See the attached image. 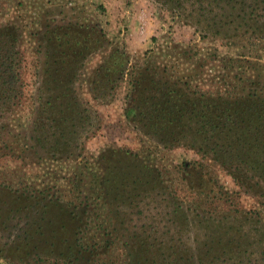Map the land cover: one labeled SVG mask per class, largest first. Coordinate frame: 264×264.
<instances>
[{
  "label": "rangeland",
  "instance_id": "obj_1",
  "mask_svg": "<svg viewBox=\"0 0 264 264\" xmlns=\"http://www.w3.org/2000/svg\"><path fill=\"white\" fill-rule=\"evenodd\" d=\"M248 6L261 19L264 5ZM216 13L194 0H0V24L23 29L25 53L23 95L0 91V264H264V172L239 154L248 141L264 150V127L246 137L222 111L264 104V40L215 35ZM49 25L94 46L60 118L39 100L35 41ZM113 54L114 89L100 97L93 81ZM162 99L190 109L183 140L142 128ZM72 117L82 133L59 136L53 118ZM46 131L61 144L38 142ZM220 233L223 247L203 251Z\"/></svg>",
  "mask_w": 264,
  "mask_h": 264
},
{
  "label": "trees",
  "instance_id": "obj_2",
  "mask_svg": "<svg viewBox=\"0 0 264 264\" xmlns=\"http://www.w3.org/2000/svg\"><path fill=\"white\" fill-rule=\"evenodd\" d=\"M248 5L260 7L264 5V0H194V6L200 11L206 12L209 9L211 11L214 9L217 10L215 15L216 22L211 25L213 31L215 30L214 28H217V31L214 33L215 35L219 30L228 27V36L232 34V37L235 38L240 30H243L244 34H251L254 31L256 36H252L264 40V13L261 15V19L249 21L246 14ZM46 29L48 30L47 34L49 36L39 37L35 41L39 45L38 49L41 52L39 53L42 58L45 57L46 59L44 61L46 67L45 78H42L43 84L38 89L40 91L39 100L42 101L43 106L48 110L50 116L55 114L57 118H60L62 116L60 106L66 105L69 108V105L64 102L70 98V94L76 93L74 84L77 81L78 72L81 70L80 68L84 65L86 57L91 53L94 46L85 39L73 37L72 34L76 28L63 29L62 27H57V25H49ZM23 35V29L15 23L0 24V91L8 92L6 95L7 99H4V101H12L21 98L23 95L21 89L24 84L22 69L25 61V53L21 40L23 39ZM119 69L120 64L117 62L116 54L110 56L108 60L100 65L95 76L96 78L100 77V80L93 81V84L100 85L98 90L94 88V91L101 92L100 97L108 94L107 91L101 90L108 89L113 85L114 82L111 79V75L118 73ZM113 89L114 86L110 88L109 92H112ZM96 98L98 97L96 96ZM164 102L168 103L165 99H162L158 103L155 102L154 105L156 106L153 114H151L150 118L144 119L142 128H145L148 134H152L160 143L168 144L169 141L183 140L184 131H189L194 128L192 119L187 118L190 109L185 105L176 106L174 104L166 108ZM254 102L255 104L251 107L249 106L250 104H242L230 110L222 109L223 112L229 114L228 116H232L230 118L231 121L227 122L224 126H228L231 131L237 132L240 130L239 126H242V131L246 137H248L257 122H260L258 126L263 128L264 104L261 99H257ZM168 114L169 116H167ZM57 118H53V123L57 125V128H55L56 131L62 129L59 136L67 135L68 138H73L77 134L80 135L82 133L81 127L77 124V121H74L76 120L75 117H72L68 123L59 121ZM209 124L207 123V125ZM47 126L48 124L44 123L40 130H38L44 131ZM216 128L218 129L219 127L216 126ZM215 134L216 136L220 135V133ZM36 136L38 142L47 143L50 148L59 146L62 141V138H58L56 134H52L49 131L41 134L38 133ZM53 136H56V138L51 140ZM255 136H264V129L257 131ZM246 144L247 147L243 146V149H240V156L244 155L250 165L264 172V150H260L259 148L255 149L249 141ZM217 147L219 148L218 153H225L222 146L217 144ZM237 159H239L238 155ZM207 239V242L203 244V251L208 247L207 254L211 250H214L215 247H223L225 243L221 233L214 234L213 236L208 234ZM243 239H249V237L245 234L240 238L234 237L229 245L232 248H239L245 244ZM263 240L264 238H260V241L258 240L257 242L260 243Z\"/></svg>",
  "mask_w": 264,
  "mask_h": 264
},
{
  "label": "flooded vegetation",
  "instance_id": "obj_3",
  "mask_svg": "<svg viewBox=\"0 0 264 264\" xmlns=\"http://www.w3.org/2000/svg\"><path fill=\"white\" fill-rule=\"evenodd\" d=\"M118 173H119V170H118ZM117 175H118V174H117ZM205 223H207V222H205ZM209 225H211V223H210ZM217 248L219 249V247H215L214 250L217 249Z\"/></svg>",
  "mask_w": 264,
  "mask_h": 264
}]
</instances>
